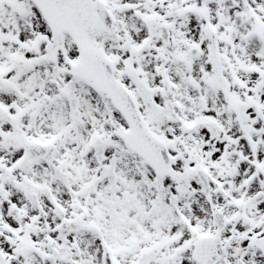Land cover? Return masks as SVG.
Returning <instances> with one entry per match:
<instances>
[{
  "label": "snow or ice",
  "instance_id": "snow-or-ice-1",
  "mask_svg": "<svg viewBox=\"0 0 264 264\" xmlns=\"http://www.w3.org/2000/svg\"><path fill=\"white\" fill-rule=\"evenodd\" d=\"M0 264H264V0H0Z\"/></svg>",
  "mask_w": 264,
  "mask_h": 264
}]
</instances>
